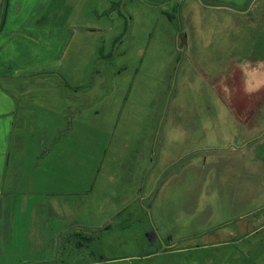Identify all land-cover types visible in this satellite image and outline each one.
I'll use <instances>...</instances> for the list:
<instances>
[{"label": "rangeland", "instance_id": "rangeland-1", "mask_svg": "<svg viewBox=\"0 0 264 264\" xmlns=\"http://www.w3.org/2000/svg\"><path fill=\"white\" fill-rule=\"evenodd\" d=\"M149 1L133 22L120 9V23L99 32L105 37L96 63L65 64L66 78L45 85L51 108L65 107L68 115V105L85 107L82 126L73 133L65 127L67 149L82 146L71 154L89 156L108 136V166L136 173L146 197L134 221H108V209L62 233L65 226L50 214L42 246H23L18 234L11 253L1 248L0 264H264V78L243 70L253 51L264 53V46L250 48L264 42V29L232 26L243 11L242 23H254L256 0L219 2L225 11L208 10L213 0ZM78 71L95 99L74 98ZM250 115L252 132L237 121ZM52 157L50 164L57 153ZM129 183L118 184L121 201ZM219 225L223 233L240 226L241 238L217 241L209 233ZM209 241L218 246H198Z\"/></svg>", "mask_w": 264, "mask_h": 264}, {"label": "crops", "instance_id": "crops-1", "mask_svg": "<svg viewBox=\"0 0 264 264\" xmlns=\"http://www.w3.org/2000/svg\"><path fill=\"white\" fill-rule=\"evenodd\" d=\"M213 1L206 5L208 10L225 11V6L219 3L225 0ZM254 3V23H251L253 19L242 23V15L249 13L243 11L233 21L234 28L264 29V0ZM143 4L149 5L150 1L0 0V250L11 253V240H15L18 234L26 238L21 242L23 246H27L29 241L42 246L50 214L65 226L62 233L67 231L68 223L87 222L97 212H108V209V221L123 215L127 222L134 221L135 208L140 207L141 200L143 202L146 197L143 189L133 182L136 173L131 169L122 172L108 166V136L105 142L103 136L92 144L89 156H82L81 151L71 154L82 146L79 144L67 149L65 127L73 133L82 126L81 113L85 107L79 103L68 105V115L65 107L61 110L51 108L48 104L51 90L45 85L52 77L66 78L65 64L96 63L99 38L103 39L105 35L99 32L110 31L120 23V19L115 17L120 9L133 22L136 10L144 14L139 9ZM260 46H264V42L251 41V49ZM253 53L247 61L249 65L243 68L244 74L249 78L260 74L264 78V53ZM237 69L236 76L241 78L243 70L240 71V65ZM78 72L75 80L78 86L70 88L74 98L86 100V95H89L92 100L96 91L92 86H81L85 83L86 74L82 77V72ZM263 89L264 85L260 90ZM262 92L264 94V90ZM94 113L98 114V111ZM250 117L239 116L237 121L252 132L251 126H256V123ZM78 138L72 137L74 140ZM80 141L82 143V137ZM53 153H57V162L50 164L55 159ZM231 155L233 157L229 161H236V154ZM67 157H72V160H66ZM129 178L130 191H126L129 195L125 193L124 201H121L124 194L118 184ZM114 206L119 208L112 210ZM141 212L145 213V210ZM221 225L209 233L214 234L217 241L227 234L234 240L241 238L240 226L230 233H223ZM206 235L207 232L193 234L192 238ZM35 239L39 242H34ZM214 244L215 241H209L198 246L203 249L218 246Z\"/></svg>", "mask_w": 264, "mask_h": 264}, {"label": "trees", "instance_id": "trees-1", "mask_svg": "<svg viewBox=\"0 0 264 264\" xmlns=\"http://www.w3.org/2000/svg\"><path fill=\"white\" fill-rule=\"evenodd\" d=\"M106 229V228H105Z\"/></svg>", "mask_w": 264, "mask_h": 264}]
</instances>
